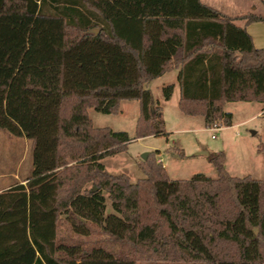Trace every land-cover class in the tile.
<instances>
[{
    "label": "trees",
    "instance_id": "obj_1",
    "mask_svg": "<svg viewBox=\"0 0 264 264\" xmlns=\"http://www.w3.org/2000/svg\"><path fill=\"white\" fill-rule=\"evenodd\" d=\"M238 18L264 14L201 0H0V129L31 141L30 173L0 190V264H264V178L230 175L221 150L206 154L214 177L171 178L158 149L133 181L102 162L167 133L147 83L173 67L180 111L207 127L231 124L227 101L264 105V47ZM123 99L138 101L133 136L92 123L88 108L115 114Z\"/></svg>",
    "mask_w": 264,
    "mask_h": 264
},
{
    "label": "rangeland",
    "instance_id": "obj_2",
    "mask_svg": "<svg viewBox=\"0 0 264 264\" xmlns=\"http://www.w3.org/2000/svg\"><path fill=\"white\" fill-rule=\"evenodd\" d=\"M206 1L229 14L247 10L264 14L262 0ZM169 79L164 74L150 81L148 87L152 94L163 98L162 87L174 81ZM135 104V101L126 103L121 113L115 114L101 113L93 108L87 111L94 125L124 130L133 136ZM257 104L228 102L226 109L231 111V124L226 127L220 125L215 130L205 126L201 116L183 115L175 107L167 105L164 117L161 115L167 132L165 135L134 138L127 143L124 152L106 156L102 162L108 172L125 173L133 181L142 176L139 163L143 159L140 155L158 149L157 161L161 157L169 177L188 178L196 172L214 177L215 170L207 162L206 154L221 150L224 153V168L230 175L249 174L254 178H264V111ZM181 149L184 152L182 157L177 155ZM30 152L31 141L28 138L13 136L0 129V190L23 182L31 170ZM105 206L106 212L111 210L108 199ZM60 231L67 234L64 226Z\"/></svg>",
    "mask_w": 264,
    "mask_h": 264
},
{
    "label": "crops",
    "instance_id": "obj_3",
    "mask_svg": "<svg viewBox=\"0 0 264 264\" xmlns=\"http://www.w3.org/2000/svg\"><path fill=\"white\" fill-rule=\"evenodd\" d=\"M201 1L206 3V4H208V5H210V6H212L215 9L219 10L220 12H222V13H224L226 15H230V16L243 15V14H246V13H256V12H253L252 10L251 11L247 10L245 12L239 11V12H236V13L229 14V13H226L225 11L215 7L214 5H212L211 3H209L206 0H201ZM251 9H254V7L251 6ZM260 14H262V13H260ZM234 23L237 24V25L244 26L246 32L251 37L252 44H253L254 47H264V21L256 20V21H250L248 23H245L244 19L238 18V19L234 20ZM177 72H178V67H173L170 70H167V71L163 72L161 75H159V76H162L164 74L165 75L167 74L168 78H170L169 80H174L173 82H171L172 85H173V89H172V93H171V95H170V97L168 99H163V98L160 97V95L157 97V96H154L152 94L153 98H154V101H157L160 104V106H161V115H162V117H164V111L167 109V105H170V107H172V108L175 107L180 113H182L180 111L179 107H178L179 85H178V81H177ZM155 78H157V77H155ZM154 79H152V80H154ZM152 80H150V81H152ZM148 83H147V86H148ZM131 101H135L136 102V104H135L136 107H134V108L136 109V117H137V115H138V101L134 100V99L133 100H125V99L120 100L119 101V111L117 113H119V112L121 113V111L123 110V106H125L126 103H130ZM228 102H230V101H227V102L224 103V106H223L224 110H228V109H226ZM233 102H235V101H233ZM239 102H243V103H247V104L248 103H258L257 106L260 108V110L264 111V105L261 102H258V101H239ZM182 114L186 115L184 113H182ZM177 115H179V114H177ZM187 116H194V115H187ZM197 116H201V115H197ZM135 120H136V118H135ZM202 120H203V117H202ZM91 121H92V119H91ZM96 126H98V125H96ZM220 127L221 126H219V128ZM158 159L162 163L161 157H159ZM162 165H163V163H162ZM164 168H165V166H164Z\"/></svg>",
    "mask_w": 264,
    "mask_h": 264
},
{
    "label": "built area",
    "instance_id": "obj_4",
    "mask_svg": "<svg viewBox=\"0 0 264 264\" xmlns=\"http://www.w3.org/2000/svg\"><path fill=\"white\" fill-rule=\"evenodd\" d=\"M263 4H264V0H262ZM219 124L217 123H212L211 125L208 126V128H210L211 130H215L217 128H219Z\"/></svg>",
    "mask_w": 264,
    "mask_h": 264
},
{
    "label": "water",
    "instance_id": "obj_5",
    "mask_svg": "<svg viewBox=\"0 0 264 264\" xmlns=\"http://www.w3.org/2000/svg\"><path fill=\"white\" fill-rule=\"evenodd\" d=\"M146 155H147V152H144V153H142V154L140 155V157H141L142 159H145Z\"/></svg>",
    "mask_w": 264,
    "mask_h": 264
}]
</instances>
